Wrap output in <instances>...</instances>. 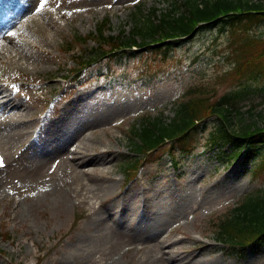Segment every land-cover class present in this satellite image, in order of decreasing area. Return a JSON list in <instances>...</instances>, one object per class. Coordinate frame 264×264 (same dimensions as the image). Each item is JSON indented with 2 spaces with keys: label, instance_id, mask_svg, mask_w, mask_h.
Returning <instances> with one entry per match:
<instances>
[{
  "label": "rangeland",
  "instance_id": "obj_1",
  "mask_svg": "<svg viewBox=\"0 0 264 264\" xmlns=\"http://www.w3.org/2000/svg\"><path fill=\"white\" fill-rule=\"evenodd\" d=\"M9 3L13 7L10 15L16 19L23 16L26 22L14 51L17 61L0 64V84L11 85L6 93L14 92L32 115L62 117L73 134L82 135L89 126L111 127V135L120 143L105 131L93 136L95 146L109 144L115 153L110 168L115 182L81 178L80 184L93 191L86 196L77 195L78 183L70 164L59 165L51 174L50 166L39 170L47 159L33 154L35 145L27 144L31 137L1 143L0 264H264V248L236 254L225 250L212 234V219L264 186L263 175L255 177L252 168L257 160H247L246 153L233 158L230 155L236 150L228 142H206L218 124L217 117L207 123L197 150L183 157L178 169L166 160L158 166H147L144 160L139 178L127 184L124 174L129 162L139 160L131 131L143 119L161 117L171 122L177 104L188 100L185 96L191 89H211L214 101L239 88L231 72L235 56L230 46L247 35L211 29L189 45H175L168 57L142 53L113 76L92 75L86 70L81 85L73 82L78 80L76 68L64 53L68 46H75L76 39H88L102 25L107 35L119 36L123 31L132 35L137 18L142 24L148 19L160 23L166 14L186 12L187 0ZM254 32L264 35V28ZM83 46L91 49L97 45L91 39ZM35 65L38 73L32 70ZM15 82L29 87L16 88ZM255 86L256 93L248 94L240 106L242 113L252 105L257 108L256 115L264 113V80ZM263 120L247 117L244 123ZM233 122V130L241 127L239 118ZM32 126L31 132L42 123ZM43 135H38L39 143ZM134 199L143 200L138 216L131 212ZM112 215L134 221L132 228L125 230L126 237L113 224ZM133 233L140 239L127 238Z\"/></svg>",
  "mask_w": 264,
  "mask_h": 264
},
{
  "label": "trees",
  "instance_id": "obj_2",
  "mask_svg": "<svg viewBox=\"0 0 264 264\" xmlns=\"http://www.w3.org/2000/svg\"><path fill=\"white\" fill-rule=\"evenodd\" d=\"M186 9L181 15L166 14L160 23L148 19L147 23L142 24L137 18L130 38L106 37L104 27H99L97 34L92 33L88 39H76L77 46H72L74 48L65 52L72 53L71 57L79 68L76 75L88 69L103 75L104 72L121 67L145 52L167 57L175 44L187 45L211 29L250 32L256 27H264V4L260 2L202 0L199 3L196 0H187ZM136 37H140L142 44L137 43ZM90 39L97 47L84 49L82 46ZM230 47H233L235 56L231 72L235 74L239 88L225 92L214 101L215 94L214 91L210 94L211 89H193L190 95L201 96L181 103L171 122L163 118L144 119L138 127L132 129V145L140 159H144L149 165L159 164L167 159L178 168L183 162V156L194 152L207 123L217 117L218 124L214 125L206 142L213 145L230 143L236 150L230 156L237 159L246 153L247 160H257L258 163L252 167L255 177L261 173L264 178V153L261 155L264 147V120L261 123H244L247 117L264 119V113L259 111L256 115L257 108L254 105L246 113L240 111L246 96L256 93L255 84L264 80V38L260 35L239 42L233 41ZM135 49L144 51L137 52ZM236 117L239 118L238 125L241 127L233 130ZM140 165L141 163L135 162L126 167L128 182L137 177ZM212 233L225 248L238 251L248 248L263 250L264 186L246 196L238 208L213 220Z\"/></svg>",
  "mask_w": 264,
  "mask_h": 264
},
{
  "label": "bare ground",
  "instance_id": "obj_3",
  "mask_svg": "<svg viewBox=\"0 0 264 264\" xmlns=\"http://www.w3.org/2000/svg\"><path fill=\"white\" fill-rule=\"evenodd\" d=\"M9 1L10 0H0V64L6 61H10L11 63L17 61L14 51L16 50L18 41L21 39L19 32L24 29L26 22L23 16L15 20H8V14L13 10ZM32 70L36 73L39 72L36 65L32 67ZM10 86L11 85H8V83L0 84V145L4 141H10L16 138L22 140L26 137H31L27 144H29V146L32 143L35 145L32 147L33 154L40 159H47L41 163L39 170H43L47 165L50 166L48 173L51 174L54 173L61 164L65 165L68 163L74 167L72 173L75 183H78V188L76 189L77 195L86 196L88 193L93 192L86 185L80 184L82 181L81 178L91 182L98 179L107 182L110 181L111 183L115 182L114 174L110 169L115 154L113 149L109 144L105 145L104 143H100V145L95 146L91 141L94 135H101L104 131L111 135V127L105 130L102 125H95V127L89 126L84 130V134L70 140L62 153H56V147L69 139L71 125H68V122L62 120V117L59 116H47L42 118L32 115L25 107L24 103H22V100L15 97L14 92L6 93L7 88ZM18 86L28 88L29 84L15 82V87L18 88ZM38 122L42 123L41 128L31 132L32 128H34L32 125ZM113 126L118 130V123H114ZM42 133L44 135L39 143L37 137ZM111 136L116 144L120 143L119 140L114 139L113 135ZM50 158L53 159V161H51ZM143 207V200L140 202L135 200L131 212L133 215L138 216L139 211ZM16 209V207L13 208L14 221L17 219ZM106 212L109 211L106 210ZM91 213L92 211L89 212L87 216ZM111 218L118 231L124 233V237H126L125 230H130L134 221L131 223L129 218L119 219L115 217V215H112ZM127 238L133 241L140 239V235L138 233H133Z\"/></svg>",
  "mask_w": 264,
  "mask_h": 264
}]
</instances>
